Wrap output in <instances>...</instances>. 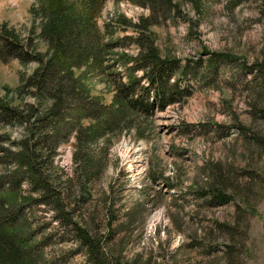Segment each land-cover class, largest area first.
<instances>
[{
	"label": "rangeland",
	"instance_id": "1",
	"mask_svg": "<svg viewBox=\"0 0 264 264\" xmlns=\"http://www.w3.org/2000/svg\"><path fill=\"white\" fill-rule=\"evenodd\" d=\"M172 1L174 9L151 27L149 36L164 61L176 62L169 70V87H178L174 102L162 109L160 101L151 100L150 117L132 120L129 132L117 139L110 136L115 139L102 178L88 186L87 194L77 184L74 195L67 198L58 180L81 175L71 137L56 154L58 173L55 179L51 174L52 186L63 193L62 209L74 212V223L94 236L108 237L109 221L115 215L110 247L128 261L264 264V84L259 70H254L264 62V0ZM40 11V0H0V25L27 43L34 39L45 55L48 43L40 36ZM121 16L130 21L128 26L117 25ZM152 16L150 8L132 0H109L99 26L105 30L114 23V39L123 41L125 48L119 54L136 61L141 51L131 40L146 41L138 27ZM218 55L237 60L214 57ZM116 62L112 57L107 65H116L127 85L140 82L136 88L143 100V88L150 97L159 95L147 71H135L129 78L127 70L137 64L123 67ZM37 68L38 63L24 65L14 59L0 63V99L16 108L39 105L30 90L23 99L17 94ZM84 73L76 75L84 78L92 97L111 105L116 90L99 75ZM23 135L20 126L0 125V140L11 137L4 141L6 146L17 144ZM104 143L103 139L94 147L95 156L101 155ZM15 165L1 163L0 178L10 180ZM217 179L232 197L229 204L214 201L209 187ZM26 181L24 196L41 197ZM26 211L30 232L22 237L31 239L26 251L37 264H89L88 254L73 239V227H62L54 206L39 204ZM130 217L135 223L128 222ZM224 226L236 237L222 230ZM229 246L236 253L231 261L225 255Z\"/></svg>",
	"mask_w": 264,
	"mask_h": 264
},
{
	"label": "trees",
	"instance_id": "2",
	"mask_svg": "<svg viewBox=\"0 0 264 264\" xmlns=\"http://www.w3.org/2000/svg\"><path fill=\"white\" fill-rule=\"evenodd\" d=\"M108 1L40 0L39 17L43 23L40 36L48 43V52L45 55L39 53L34 39L27 43L14 31L9 30L8 26L0 25V63L14 59L24 65L39 64L31 78L18 90V98L23 99L25 91L30 90L40 101L39 105L28 104L16 108L6 99H0V125L24 128V135L17 144L5 145V140L11 141L10 136L0 140V154L5 158L0 162L5 166L16 164L17 169L12 173L14 176H11V179L9 177L10 180L0 178V264H37L36 258H32L28 250L26 251L31 239L24 240L22 236L23 233L30 232L25 221V209L39 204L54 206L57 221L62 227H73V239H76L83 252L88 254L89 264H141L138 260H126L122 252L112 251L113 245L110 247V243L113 242L115 233V215L109 221V236H94L91 230L74 223V212L62 209L63 193L54 190L52 185L55 181L51 180L52 176L55 179L58 173L55 157L59 148L73 137L76 151L74 161L81 175L76 179L69 178L64 182L60 179L58 182L64 186L67 198L74 195L73 188L77 184H80L82 191L86 193L88 186L96 180L99 181L105 172L109 148L115 139L110 136H117V139L118 135L129 132L132 120L142 116L150 117L154 108L151 100L160 101L163 109L171 105L178 95L177 86L169 87V70L176 62L164 61L155 47L154 39L149 36L155 23L161 18H168V14L174 9L173 1L132 0L141 7L150 8L153 15L138 27L145 35L146 41L131 40L141 51L136 61L125 54H119L125 48L123 41L114 39V23L107 25L105 30L99 26V19ZM129 23L130 21L122 16L117 20L119 27L128 26ZM112 57H116V63L123 67L130 62L137 64L134 69L127 70L126 75L129 78L135 71H147L153 89L156 88L159 95L150 97V91L143 88L142 94L146 97L143 100L136 88L140 82L134 86L127 85L124 83V78L127 77L117 72L116 65H107ZM214 57L237 60L235 56L230 55ZM255 68L254 70H259L263 77L264 84V62L257 63ZM82 70H85L83 76L99 75L107 81L109 87L116 90L111 105L92 97L84 78H77L76 73ZM103 139L105 146L99 151L101 155L95 156L93 149ZM47 172L50 175H47ZM6 179L11 185L9 182H6V185L2 182ZM25 179L32 192L42 193L41 197L24 196L22 186ZM223 186L224 182L217 179V182L209 187L210 191L215 193L214 201L219 205L232 201L231 195ZM76 199L71 202L75 203ZM26 203L31 204L25 206ZM132 220L130 217L128 222L135 223ZM224 229L230 232L228 227L224 226L222 230ZM229 234L236 237L231 232ZM235 254V249L229 246L225 255L231 261Z\"/></svg>",
	"mask_w": 264,
	"mask_h": 264
}]
</instances>
